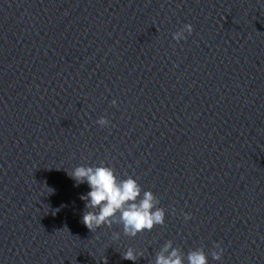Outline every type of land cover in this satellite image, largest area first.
<instances>
[{"label": "clouds", "instance_id": "clouds-1", "mask_svg": "<svg viewBox=\"0 0 264 264\" xmlns=\"http://www.w3.org/2000/svg\"><path fill=\"white\" fill-rule=\"evenodd\" d=\"M193 27L185 24L183 28L173 34V39L180 41L186 39L185 33L191 34ZM115 105L116 101L113 100ZM100 127L109 126L107 118L101 117L96 121ZM68 175L76 185L87 183L90 191L81 194L80 199L85 201L86 211L82 214V223L94 232L101 226L111 228L114 223L123 225V232L130 237L137 236L145 230L151 231L154 226L165 224V210L158 207L159 200L151 191H142L136 179L131 176L119 180L115 169L109 166H76ZM175 210L173 209V214ZM119 214V215H117ZM184 219L190 220L191 215L184 213ZM119 238V233H113ZM224 248L215 243L211 250L214 260H221ZM142 257L132 248L127 249L122 258L137 261ZM187 264H208V256L203 248H197L187 253ZM154 264H185V253L179 247H173L172 242H166L156 253Z\"/></svg>", "mask_w": 264, "mask_h": 264}]
</instances>
